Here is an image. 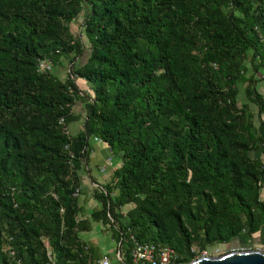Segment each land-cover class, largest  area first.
I'll list each match as a JSON object with an SVG mask.
<instances>
[{"label": "trees", "instance_id": "trees-1", "mask_svg": "<svg viewBox=\"0 0 264 264\" xmlns=\"http://www.w3.org/2000/svg\"><path fill=\"white\" fill-rule=\"evenodd\" d=\"M263 74L264 0H0V264H86L93 222L124 264L259 233ZM94 138L119 163L83 219Z\"/></svg>", "mask_w": 264, "mask_h": 264}, {"label": "built area", "instance_id": "built-area-1", "mask_svg": "<svg viewBox=\"0 0 264 264\" xmlns=\"http://www.w3.org/2000/svg\"><path fill=\"white\" fill-rule=\"evenodd\" d=\"M214 67L216 66L214 65ZM38 70L40 73L53 72L54 66L50 60L41 59L38 62ZM61 122H63V120H61ZM93 140L95 142L103 144V141L99 138H94ZM111 167H113V160L112 158H109L105 164L100 166L99 171L101 173H106ZM79 195H80V191L78 190L75 193V196H79ZM133 241L134 244L130 253L131 264H183L178 261L175 252L168 247H164L154 243H138L134 239ZM85 250L88 251V247H86ZM239 250H250V249H245V248L224 249L223 246L215 245L203 251H200L197 247H193L192 253H194L195 260H197L199 258H203L207 256H219L231 251H239ZM262 250L264 251V249ZM9 252L11 256H14L13 251H9ZM117 256L119 263L124 264L125 255L122 254V251L120 249H118ZM48 258H49L48 264H56L55 259L52 256L51 252L48 253ZM86 264H113V262L108 256H103L97 259H92L88 261Z\"/></svg>", "mask_w": 264, "mask_h": 264}, {"label": "crops", "instance_id": "crops-1", "mask_svg": "<svg viewBox=\"0 0 264 264\" xmlns=\"http://www.w3.org/2000/svg\"><path fill=\"white\" fill-rule=\"evenodd\" d=\"M261 77H264V74L261 75ZM79 84L81 88H86V84L81 81H79ZM263 90H264V83H263ZM78 113V112H76ZM82 124V121H79ZM81 128V126H79ZM261 133L264 135V128H261ZM264 160V155L261 156ZM112 158L110 151L103 145L98 142H95L91 144V155H90V162L88 167H84L79 172V177L81 181V194L79 196V202L80 206L83 208L81 218L87 219L90 217L91 213L97 209V206L95 205V201L92 198V193L94 189V185L91 181V176L95 179L96 182H98L101 185H105L111 181L112 178V172L117 168L118 166V160H113V167H111L108 172L101 173L99 171L100 166L106 163V161ZM87 188V191H84ZM262 199L264 200V187L262 190ZM93 224H89V231L93 232ZM100 233H105L103 227L100 225ZM103 230V231H102ZM88 231V232H89ZM83 232V233H88ZM94 235V234H92ZM92 238V237H90ZM95 238V235L92 239ZM241 245H236V248L240 249H264V227L262 230L254 235L252 238H250L247 235L242 236L240 239ZM244 240V241H243ZM244 243V245H243Z\"/></svg>", "mask_w": 264, "mask_h": 264}, {"label": "rangeland", "instance_id": "rangeland-1", "mask_svg": "<svg viewBox=\"0 0 264 264\" xmlns=\"http://www.w3.org/2000/svg\"><path fill=\"white\" fill-rule=\"evenodd\" d=\"M77 26V25H76ZM76 30V27L74 28ZM54 73H56L59 77H61L62 79H64L66 77V70L64 68H60V67H54ZM83 84L85 83L84 81ZM244 97L241 95V99H243ZM78 113H81L82 115L85 114L84 109L79 106L77 108ZM83 120V119H82ZM81 120V121H82ZM79 126H81V128H79ZM70 132L72 135H76L77 133H79L82 129V124L80 122H74L70 125ZM94 143V140L92 139L91 144ZM87 191V188L84 190ZM96 206H99V204L96 202L95 203ZM89 218V217H88ZM94 223V222H93ZM93 232L91 233L90 231L88 233H80V238L86 242L87 246L91 249L93 257L94 258H100L103 256H108L113 264H120L119 260H118V256H117V252L119 249L118 243L115 239H113L112 234L110 231H105L106 234L104 233H100V224L99 223H95V225L93 224ZM103 231V230H102ZM95 238H93L94 235ZM92 237V238H90ZM126 246V244L124 245V247ZM230 247H224V249H228ZM122 254L124 255V248L122 247L121 249Z\"/></svg>", "mask_w": 264, "mask_h": 264}, {"label": "water", "instance_id": "water-1", "mask_svg": "<svg viewBox=\"0 0 264 264\" xmlns=\"http://www.w3.org/2000/svg\"><path fill=\"white\" fill-rule=\"evenodd\" d=\"M189 264H264V251L250 249L231 251L219 256H207Z\"/></svg>", "mask_w": 264, "mask_h": 264}]
</instances>
